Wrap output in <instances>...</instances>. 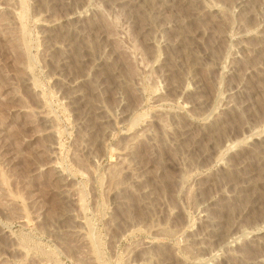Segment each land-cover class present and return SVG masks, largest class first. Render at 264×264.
<instances>
[{"label": "rangeland", "instance_id": "rangeland-1", "mask_svg": "<svg viewBox=\"0 0 264 264\" xmlns=\"http://www.w3.org/2000/svg\"><path fill=\"white\" fill-rule=\"evenodd\" d=\"M0 264H264V0H0Z\"/></svg>", "mask_w": 264, "mask_h": 264}, {"label": "bare ground", "instance_id": "bare-ground-1", "mask_svg": "<svg viewBox=\"0 0 264 264\" xmlns=\"http://www.w3.org/2000/svg\"><path fill=\"white\" fill-rule=\"evenodd\" d=\"M251 135V134H250ZM230 149V148H229Z\"/></svg>", "mask_w": 264, "mask_h": 264}]
</instances>
